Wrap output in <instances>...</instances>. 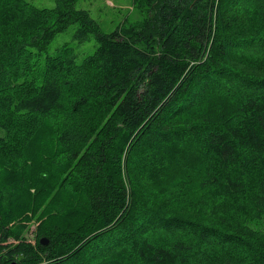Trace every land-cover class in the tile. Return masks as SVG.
Here are the masks:
<instances>
[{
    "label": "trees",
    "instance_id": "trees-1",
    "mask_svg": "<svg viewBox=\"0 0 264 264\" xmlns=\"http://www.w3.org/2000/svg\"><path fill=\"white\" fill-rule=\"evenodd\" d=\"M78 1L0 0V264H264V0Z\"/></svg>",
    "mask_w": 264,
    "mask_h": 264
},
{
    "label": "rangeland",
    "instance_id": "rangeland-1",
    "mask_svg": "<svg viewBox=\"0 0 264 264\" xmlns=\"http://www.w3.org/2000/svg\"><path fill=\"white\" fill-rule=\"evenodd\" d=\"M29 1L39 7L55 6V0ZM77 7L89 10L92 17L95 18L107 32L115 30L126 16L132 21L139 20L142 17L141 12L138 10L133 0H79L77 2ZM76 28L77 24H74L66 31L58 33L49 44L48 50L44 52V58L48 53L53 54L63 44L75 47L78 60H83L85 56L93 53L97 48L95 39L91 38L88 42H78V40L74 38ZM260 224H263L262 228H264V219ZM36 226L37 222L33 220L26 233V237L33 242L35 241Z\"/></svg>",
    "mask_w": 264,
    "mask_h": 264
},
{
    "label": "water",
    "instance_id": "water-1",
    "mask_svg": "<svg viewBox=\"0 0 264 264\" xmlns=\"http://www.w3.org/2000/svg\"><path fill=\"white\" fill-rule=\"evenodd\" d=\"M41 242H42L43 244H47V243L49 242V240H48V238H46V237H42V238H41ZM10 264H19V263H18V261H13V262H11Z\"/></svg>",
    "mask_w": 264,
    "mask_h": 264
},
{
    "label": "bare ground",
    "instance_id": "bare-ground-1",
    "mask_svg": "<svg viewBox=\"0 0 264 264\" xmlns=\"http://www.w3.org/2000/svg\"><path fill=\"white\" fill-rule=\"evenodd\" d=\"M247 175V174H246ZM250 175V174H249Z\"/></svg>",
    "mask_w": 264,
    "mask_h": 264
}]
</instances>
